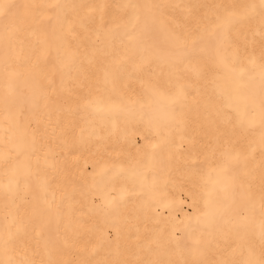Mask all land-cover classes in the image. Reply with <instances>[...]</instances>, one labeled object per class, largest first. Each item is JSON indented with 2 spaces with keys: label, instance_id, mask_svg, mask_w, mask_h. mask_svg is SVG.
I'll list each match as a JSON object with an SVG mask.
<instances>
[{
  "label": "bare ground",
  "instance_id": "obj_1",
  "mask_svg": "<svg viewBox=\"0 0 264 264\" xmlns=\"http://www.w3.org/2000/svg\"><path fill=\"white\" fill-rule=\"evenodd\" d=\"M248 2L0 0V264H177L194 238L224 264L248 258L245 223L264 259L260 36L234 58L192 18Z\"/></svg>",
  "mask_w": 264,
  "mask_h": 264
},
{
  "label": "snow or ice",
  "instance_id": "obj_2",
  "mask_svg": "<svg viewBox=\"0 0 264 264\" xmlns=\"http://www.w3.org/2000/svg\"><path fill=\"white\" fill-rule=\"evenodd\" d=\"M5 6L0 5V11L3 10ZM107 7L106 5L100 6V11L103 13L104 8ZM115 9L118 13L123 14L126 10L131 9L133 17L136 21H139L140 15H139V9L140 5L137 4H131V3H121L114 5ZM149 7V6H145ZM199 7V6H196ZM94 11V9H89V12ZM188 17H192V6H188ZM186 17V18H188ZM198 27H200L204 32L208 34L212 38V43L214 45H229L234 47V58L237 55H251L249 53V45H255L257 41L255 40V36H260V46H261V59L264 60V0H259L258 3L253 2V0H249L248 3H242V4H216L211 6L210 12L206 13L203 17H192ZM101 22H103V15L100 17ZM247 20H258L259 21V28L256 32L253 33V38L251 40L248 39L247 34L243 35V39L245 40V43L243 46L239 44H234L232 40V34L236 31V27L238 24H240L242 21ZM207 21V23H205ZM250 63H255V59L252 58ZM262 68H264V65H262ZM184 89L181 87L178 90V95H183ZM241 116V123H243V111L240 112ZM254 124V121L249 123V126L251 127ZM260 142L261 146L264 147V117H262L260 122ZM153 151L156 150L159 145L157 143H153L149 146ZM254 150V149H253ZM224 155L229 160H235L239 161L240 159V153L237 151L235 155H233L231 152H226ZM229 170L228 165H224L221 168L222 172H227ZM120 172H123V169H120ZM107 169L102 168L100 171V175L103 178L105 175H107ZM95 175V173H94ZM145 179V177L141 176V182ZM224 190L226 191L228 188V184L225 182L224 184ZM142 189L133 188L131 191L128 189L122 188L120 190V200H123L126 195H131L133 197L142 195ZM105 204L108 208L115 207V199H109L108 197H105ZM264 215V213H262ZM245 234L241 237V239L244 241L245 245L248 247L249 256L247 259H242L239 261L231 260L224 262V264H264V259H255L251 254V243L249 240H247L248 236V228L249 224L245 223L242 225ZM259 233H260V242L262 248H264V219L261 220L259 224ZM201 240L198 238H194L192 240V245L190 248H188V252L191 255V259L187 260H181L178 261L177 264H207V261L205 259L199 258L202 255V249H201ZM179 248V245H177Z\"/></svg>",
  "mask_w": 264,
  "mask_h": 264
}]
</instances>
